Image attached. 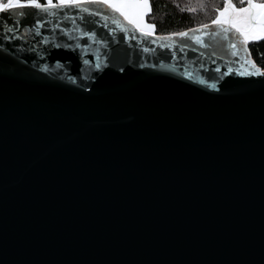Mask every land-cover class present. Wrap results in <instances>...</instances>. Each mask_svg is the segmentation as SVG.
Instances as JSON below:
<instances>
[{
  "label": "water",
  "instance_id": "water-1",
  "mask_svg": "<svg viewBox=\"0 0 264 264\" xmlns=\"http://www.w3.org/2000/svg\"><path fill=\"white\" fill-rule=\"evenodd\" d=\"M8 16L0 264H264V75L239 74L264 70L251 54L122 17L76 16L86 37L58 16ZM39 18L51 23L37 35Z\"/></svg>",
  "mask_w": 264,
  "mask_h": 264
},
{
  "label": "snow or ice",
  "instance_id": "snow-or-ice-1",
  "mask_svg": "<svg viewBox=\"0 0 264 264\" xmlns=\"http://www.w3.org/2000/svg\"><path fill=\"white\" fill-rule=\"evenodd\" d=\"M243 6L237 7L233 0H224L223 7L215 9L216 16L211 20V25L215 26L214 30L208 31V24H201L197 29H187L185 31L170 33L171 36L179 37H189L194 40L197 45L204 47H211L210 44H206L204 37H211L213 39L217 37L222 38V43L226 42L227 48L231 50L233 56L238 55L240 49L238 44L245 49L247 55V45L249 41H259L264 38V0H246ZM97 6L96 11L90 12L92 6ZM104 8V12L111 10V16L104 14L100 11V7ZM69 9H79L80 12H76L74 16H69ZM191 10V9H190ZM150 11V5L148 0H0V12L8 13L9 16L6 19L11 22L14 17H23L25 19L19 20L20 24H27V17L31 15H36L37 13H43L46 17H59L60 20H70L75 27L70 31L77 32L80 36L94 37L95 33L93 31H84L80 25L76 23V16L80 17L81 24L90 25L98 24L100 21L90 20L89 16L102 17L103 20L107 21L109 18L112 19L113 24L117 26L120 25V17L127 22L128 25L133 26L136 30L140 31L145 36L153 35L151 31L154 26L147 24L145 22V15ZM89 14V16H81L80 13ZM46 23H51L50 20H45L39 18L35 20L33 25L37 35L40 34V28ZM59 23L52 24V28H59ZM107 27V24H105ZM27 30V29H26ZM203 30V31H201ZM7 31L9 33L16 31V26L8 27ZM65 35H68L69 30H62ZM199 31V35L196 33ZM18 38V37H8ZM69 39L73 37L69 36ZM44 43H48L47 38L43 40ZM154 42V41H153ZM0 47H3L0 44ZM55 47L59 48L61 45L57 44ZM64 48H73L71 44H64ZM75 47H81L77 44ZM87 49V45H84ZM161 48H164V44H160ZM189 47L187 44L181 43L180 50L183 51L185 48ZM145 52L149 51L148 48L144 49ZM204 53H202L203 55ZM175 55V53H173ZM212 56L216 55V52L211 53ZM215 63V61H212ZM84 63H88L87 60ZM239 63V61H238ZM99 67V65H97ZM253 70L249 72L241 71L240 75H264V70L257 68L254 64L252 66ZM219 72V67L216 68ZM233 68H228V73H232ZM189 76L191 74H188ZM203 83V81H201ZM212 88L216 89L217 85L214 83L210 85ZM218 90V89H217Z\"/></svg>",
  "mask_w": 264,
  "mask_h": 264
},
{
  "label": "trees",
  "instance_id": "trees-1",
  "mask_svg": "<svg viewBox=\"0 0 264 264\" xmlns=\"http://www.w3.org/2000/svg\"><path fill=\"white\" fill-rule=\"evenodd\" d=\"M223 1L149 0L150 11L146 14V19L154 26L152 32L158 34L176 32L213 20L216 16L215 9L222 8ZM233 3L243 5L241 0H233ZM247 46L255 63L264 68V38L249 41Z\"/></svg>",
  "mask_w": 264,
  "mask_h": 264
},
{
  "label": "rangeland",
  "instance_id": "rangeland-1",
  "mask_svg": "<svg viewBox=\"0 0 264 264\" xmlns=\"http://www.w3.org/2000/svg\"><path fill=\"white\" fill-rule=\"evenodd\" d=\"M148 3H149V0H148ZM223 3H224V1H223ZM244 3H246V0H245V2ZM237 7H239L238 5H236ZM243 6V5H242ZM145 22L147 23V24H151L147 19H146V15H145ZM152 25V24H151ZM151 31H153V29L151 30Z\"/></svg>",
  "mask_w": 264,
  "mask_h": 264
}]
</instances>
